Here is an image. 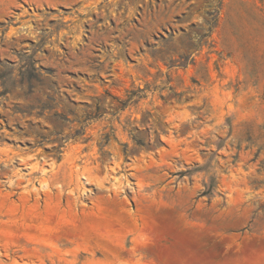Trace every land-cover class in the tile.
<instances>
[{"label":"rangeland","instance_id":"obj_1","mask_svg":"<svg viewBox=\"0 0 264 264\" xmlns=\"http://www.w3.org/2000/svg\"><path fill=\"white\" fill-rule=\"evenodd\" d=\"M0 264H264V0H0Z\"/></svg>","mask_w":264,"mask_h":264},{"label":"trees","instance_id":"obj_2","mask_svg":"<svg viewBox=\"0 0 264 264\" xmlns=\"http://www.w3.org/2000/svg\"><path fill=\"white\" fill-rule=\"evenodd\" d=\"M137 91H140V90H137ZM133 93L134 92H128V98H129V96L133 95ZM125 106H126V102L121 103L120 108H118V110H122ZM97 110L98 109H96V111ZM98 117H100V116L95 114L94 116H88L86 118V120H92V119H95V118H98ZM108 138H109V134H105L103 136V140H104L105 143L108 141ZM132 139L137 145H140V146L142 145V141L141 140L135 139V137H132ZM157 142H158V140H157Z\"/></svg>","mask_w":264,"mask_h":264}]
</instances>
